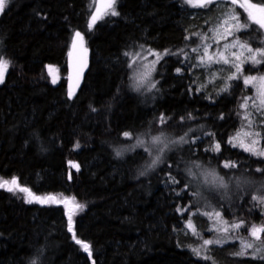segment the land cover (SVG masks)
Returning a JSON list of instances; mask_svg holds the SVG:
<instances>
[{
    "label": "trees",
    "instance_id": "1",
    "mask_svg": "<svg viewBox=\"0 0 264 264\" xmlns=\"http://www.w3.org/2000/svg\"><path fill=\"white\" fill-rule=\"evenodd\" d=\"M214 5L118 0L117 15L90 27V0H7L0 13V59L8 62L0 83V184L12 186L0 185V264H264V257L240 256L233 243L211 248L205 259L195 252L201 240L191 227L209 236V218L193 215L202 170L255 185L213 202L223 220L242 224L239 236L264 228V190L256 187L264 184V158L230 142L252 89L241 75L211 93L201 87L197 50L226 12ZM234 11V39L263 50V31ZM76 33L88 67L71 94ZM151 51L161 55L153 86L141 92L133 68ZM261 72L264 58L258 67L244 64L242 75ZM138 137L146 139L142 146L134 145ZM24 192L35 199L27 202ZM46 197L77 205L71 230L68 210Z\"/></svg>",
    "mask_w": 264,
    "mask_h": 264
},
{
    "label": "rangeland",
    "instance_id": "2",
    "mask_svg": "<svg viewBox=\"0 0 264 264\" xmlns=\"http://www.w3.org/2000/svg\"><path fill=\"white\" fill-rule=\"evenodd\" d=\"M90 2L93 6L90 25H94L103 18L112 15L113 10L116 12L118 4V0H114V3L112 0H90ZM187 2L192 8L205 6L209 2H214L215 8H226L224 16L218 20L214 28L209 32V42L203 44L197 50L200 53L199 63L205 65L204 73L206 74V80L203 81V86L201 87L206 88L211 93L216 90V85L225 84L226 79L241 75L240 78H242L244 85L252 89V94L245 97L240 104V128L233 134L230 142L234 148L264 158V79H262L264 78V73L242 75L244 64L251 63V65L258 67L264 56L259 55L256 51L249 52L248 47L234 39L233 32L237 31L239 26L238 16L234 9H239L244 13L249 21L257 25L263 33L264 27H261L256 19L249 15V10L245 6V0H235V2L233 0H187ZM247 3L249 2L247 1ZM93 17H96L94 21ZM241 45H244V47H241ZM160 55V53L151 51L142 54L137 59V64L133 68V74L138 91L146 92V90H149L153 86L151 74H153ZM254 56L260 60V63L253 62ZM51 72L54 83H58L60 77L57 70L53 68ZM156 136L159 137L160 135ZM144 142H146L145 137H138L134 145L142 146ZM157 149L158 153L163 148L162 146H157ZM69 165L72 169L77 168L74 163H70ZM0 185L4 187L12 186L11 182H4ZM194 186L195 190L197 188L199 192L196 195L198 207L193 212V215L200 212L209 218L207 229L209 236L202 237L191 227L193 235L199 241L201 240L200 244L195 248L197 257L205 259L211 248L222 247L228 243L237 244L240 256L249 253L254 256L264 257V245L259 242L263 231L256 232L255 235L253 234L255 229L264 228L253 225L247 231V238L242 235L239 236L238 231L241 230L242 224L229 223L223 220L216 212V206L213 202H219L222 195L223 198H226L225 195L234 192L235 188L242 190L255 185L250 181L238 180L232 175L226 178L220 177L213 170L208 169L200 172ZM258 186L256 187L260 191L264 190V184H261L260 187ZM24 196L27 202L35 199L29 192H24ZM58 200L54 197H46L42 201L45 203L62 204L69 212V227L72 229L73 222L71 217L77 209V205L71 199ZM236 225H239V227H236ZM206 241L210 243H205ZM246 245L251 246L247 247Z\"/></svg>",
    "mask_w": 264,
    "mask_h": 264
},
{
    "label": "water",
    "instance_id": "3",
    "mask_svg": "<svg viewBox=\"0 0 264 264\" xmlns=\"http://www.w3.org/2000/svg\"><path fill=\"white\" fill-rule=\"evenodd\" d=\"M88 67V52L82 40L77 37L70 49L68 56L67 87L71 94L77 92Z\"/></svg>",
    "mask_w": 264,
    "mask_h": 264
},
{
    "label": "snow or ice",
    "instance_id": "4",
    "mask_svg": "<svg viewBox=\"0 0 264 264\" xmlns=\"http://www.w3.org/2000/svg\"><path fill=\"white\" fill-rule=\"evenodd\" d=\"M112 2L114 3V0H112ZM233 2H235V0H233ZM6 3H7V0H0V12H2L4 10ZM109 6H111V5H109ZM245 6L249 10V15L252 16L254 19H256L257 23H259L261 25V27H264V0H259V3H247V0H245ZM111 14L117 15L118 13L113 10ZM95 19H96V17H93V21ZM90 27H91V25H90ZM76 35L78 37L80 36L79 33H76ZM241 47H244V45H241ZM248 51L251 52L252 49L249 48ZM258 54L261 56H264V50H258ZM253 62L254 63H260V60L256 59L254 56ZM7 67H8V62L4 61L3 59H0V83L3 82V78H4ZM262 79H264V78H262ZM163 122H164V118L161 117V123H163ZM124 135L128 136L129 133H125ZM155 139L159 140V137H157ZM117 154L119 155L120 153H117ZM153 163H155V161H153ZM12 183L15 184V180H13ZM8 190L11 191L12 189H8ZM21 191H27V190L21 189ZM253 199H256V197H253ZM236 227H239V225H236ZM70 230H71V228H70ZM259 231H264V229H255L253 234L255 235L256 232H259ZM77 242L80 243V241H77ZM205 243H210V242L206 241ZM246 246L250 247L251 245H246ZM85 250H87V245H85Z\"/></svg>",
    "mask_w": 264,
    "mask_h": 264
}]
</instances>
